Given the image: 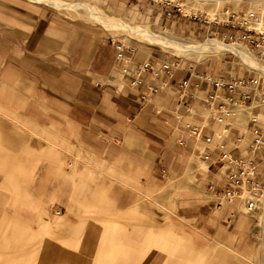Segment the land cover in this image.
Here are the masks:
<instances>
[{
  "label": "crops",
  "instance_id": "obj_1",
  "mask_svg": "<svg viewBox=\"0 0 264 264\" xmlns=\"http://www.w3.org/2000/svg\"><path fill=\"white\" fill-rule=\"evenodd\" d=\"M60 1L67 8L0 0V118L23 128L45 171L73 167L114 211L137 216L148 214L150 191L170 184L179 191L163 203L174 205L167 212L179 219L193 214L188 220L196 225L201 219L200 233L236 220L235 230L246 215L249 233L263 236L258 212L248 215L243 202L222 198L228 170L219 158L221 151L245 155L253 128L264 136V105H252L264 101V81L254 100L242 102L237 90L216 91L201 79L254 77L237 56H178L131 29L194 42L225 41L236 32L169 16L146 0ZM160 61L177 65L172 76L137 73L145 63ZM54 187L50 198L64 202Z\"/></svg>",
  "mask_w": 264,
  "mask_h": 264
},
{
  "label": "rangeland",
  "instance_id": "obj_2",
  "mask_svg": "<svg viewBox=\"0 0 264 264\" xmlns=\"http://www.w3.org/2000/svg\"><path fill=\"white\" fill-rule=\"evenodd\" d=\"M258 3L189 0L185 8L224 21L225 7L251 12ZM171 39L194 43L183 36ZM209 39L229 45L216 37ZM231 45L247 50L238 42ZM22 130L0 118V264H264V235L249 233L248 216L240 215L235 230L236 220L204 235L201 219L197 225L189 222L193 214L179 219L167 212L174 205L163 203L179 191L170 184L150 191L145 216L114 211L95 196L84 178L75 175L73 167L45 171L43 158L34 156ZM52 184L65 196L64 202L52 201ZM55 211L60 215L54 216Z\"/></svg>",
  "mask_w": 264,
  "mask_h": 264
},
{
  "label": "built area",
  "instance_id": "obj_3",
  "mask_svg": "<svg viewBox=\"0 0 264 264\" xmlns=\"http://www.w3.org/2000/svg\"><path fill=\"white\" fill-rule=\"evenodd\" d=\"M137 1V0H134ZM156 6L163 7L168 10V15L180 14L194 21L203 20L206 24L222 25L236 32V35H230L221 40L234 44L241 43L248 52L261 64L264 65V17L259 16L255 12L239 11L234 12L229 9L224 10L225 20L221 21L218 16L210 18L208 15L195 11L194 13H186L185 7L187 0H146ZM117 57L121 58L124 47L118 43L116 45ZM233 55L231 53H228ZM234 56V55H233ZM246 69H249L244 65ZM177 68L175 64L167 62H158L155 65L145 63L137 69L138 74L149 71L150 74L159 72L172 76V72ZM254 77L240 78L225 82L221 79L212 80L204 76L201 79L211 83L215 90L227 88L231 93L238 91L239 99L246 102L258 95V86L264 81V78L257 72L251 70ZM188 82L181 84V88L185 89ZM232 101V98L229 99ZM258 101V100H257ZM235 103V102H234ZM252 105L262 106L264 101L252 102ZM251 141L245 155L238 154L232 156L227 152L221 151L220 161L228 170L227 185L221 192V196L225 200H238L244 203V212L248 215L257 213V221L260 226L264 224V136L256 128L251 130ZM210 140L207 139V142ZM222 148V147H221ZM60 211H55L54 216H59Z\"/></svg>",
  "mask_w": 264,
  "mask_h": 264
},
{
  "label": "bare ground",
  "instance_id": "obj_4",
  "mask_svg": "<svg viewBox=\"0 0 264 264\" xmlns=\"http://www.w3.org/2000/svg\"><path fill=\"white\" fill-rule=\"evenodd\" d=\"M33 1H38V2H47L48 5L51 4L53 6L56 7H66V5H63L61 4V1H51L49 2V0H33ZM63 2V1H62ZM259 3H260V6L254 10V11H251V12H255L257 13L259 16L261 17H264V0H259ZM258 3V4H259ZM66 4V3H65ZM85 4V3H83ZM71 5V4H70ZM69 5V6H70ZM75 5V4H74ZM78 6V5H77ZM77 6L75 8H77ZM84 6V5H83ZM93 6V5H92ZM91 6V7H92ZM71 7V6H70ZM74 7V6H72ZM80 7V6H78ZM90 7V9H91ZM67 8V7H66ZM74 8V10H75ZM83 9V8H82ZM72 10V9H71ZM72 10V11H74ZM85 10V7L84 9ZM189 10V8H188ZM185 9L184 12L188 13ZM77 11V10H76ZM86 11V10H85ZM88 11V10H87ZM86 11V12H87ZM95 11V10H94ZM88 15H91V11H89ZM87 14V13H86ZM99 14V13H98ZM93 16V15H92ZM96 16V15H94ZM99 16V15H98ZM79 17V16H78ZM101 17V16H100ZM108 17V16H107ZM110 17V16H109ZM97 18V16L95 17ZM99 18V17H98ZM105 19V17H103ZM92 19V18H91ZM94 20V19H93ZM99 20V19H98ZM108 21V19H106ZM116 20V19H115ZM100 21V20H99ZM96 22V20H95ZM101 22V21H100ZM98 22V23H100ZM117 22V21H116ZM114 21V24L116 23ZM102 23V22H101ZM109 23H111V21H109ZM108 23V24H109ZM107 24V23H106ZM126 24V23H124ZM103 26V25H102ZM108 26V25H107ZM110 26V24H109ZM112 26V25H111ZM116 26H118L119 28L122 27L124 28L125 26L123 24H121V22L117 23ZM105 28V27H104ZM118 28V29H119ZM117 29V28H116ZM121 29V28H120ZM129 29V28H128ZM124 30V29H123ZM120 31V30H119ZM131 31L133 33H139L142 35L143 38H145L148 43H152V44H156L158 46H161L162 48L164 49H169V50H172V51H175L177 54H180L182 56H196V57H202V55H205V54H208V55H214V56H218L219 54H223V53H231L235 56H237L240 60V62L243 64V65H246L250 70H253L255 72H258L262 75H264V65H260L258 63L255 62L253 56L246 50H243V49H240V48H237V47H234L232 46L231 44L227 45V44H222L214 39H207L206 41L204 42H184V41H178V40H173V39H169V38H166L165 36H162V35H157V34H153L152 32L148 31V30H145V29H142V28H132ZM114 32V31H112ZM118 32V31H117ZM137 35V34H136ZM141 38V37H140ZM145 40V41H146ZM144 41V40H143ZM261 76V75H260ZM264 78V77H263Z\"/></svg>",
  "mask_w": 264,
  "mask_h": 264
}]
</instances>
